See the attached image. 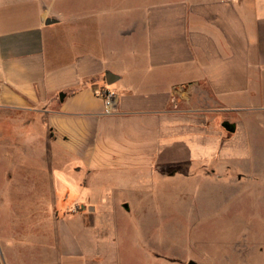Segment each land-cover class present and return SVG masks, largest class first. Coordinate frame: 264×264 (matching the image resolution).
<instances>
[{
    "label": "crops",
    "instance_id": "1",
    "mask_svg": "<svg viewBox=\"0 0 264 264\" xmlns=\"http://www.w3.org/2000/svg\"><path fill=\"white\" fill-rule=\"evenodd\" d=\"M3 138L22 158L0 165L1 184L24 203L0 193V264H124L122 213L104 203L142 175L230 161L256 176L264 0H0ZM66 187L86 209L62 213Z\"/></svg>",
    "mask_w": 264,
    "mask_h": 264
},
{
    "label": "rangeland",
    "instance_id": "2",
    "mask_svg": "<svg viewBox=\"0 0 264 264\" xmlns=\"http://www.w3.org/2000/svg\"><path fill=\"white\" fill-rule=\"evenodd\" d=\"M219 130L228 135L222 127ZM12 146L11 138L0 140L2 167L22 158L19 146L16 155L6 153ZM257 148L260 151L252 159L259 167L256 176L237 177L241 163L230 161H217L214 170L202 165L189 169L185 164L175 168L173 179L156 172L142 175L141 180L148 183L104 203L122 213L118 241L124 264H187L190 260L198 264H264V145ZM3 168L0 193L21 205L24 201L18 200L13 188L7 191L1 184ZM68 188H63L68 201L57 197L68 205L62 213L75 207L86 209L84 190L77 197L80 189ZM99 191L106 192L101 186ZM122 204L129 205L128 212L119 207ZM3 205L0 203V220L7 214ZM147 220L153 228L148 234L143 224ZM147 259L151 262L146 263Z\"/></svg>",
    "mask_w": 264,
    "mask_h": 264
},
{
    "label": "built area",
    "instance_id": "3",
    "mask_svg": "<svg viewBox=\"0 0 264 264\" xmlns=\"http://www.w3.org/2000/svg\"><path fill=\"white\" fill-rule=\"evenodd\" d=\"M96 94L104 102L105 113H110L115 109V95L108 90H97ZM78 209L75 207L69 213H75Z\"/></svg>",
    "mask_w": 264,
    "mask_h": 264
},
{
    "label": "water",
    "instance_id": "4",
    "mask_svg": "<svg viewBox=\"0 0 264 264\" xmlns=\"http://www.w3.org/2000/svg\"><path fill=\"white\" fill-rule=\"evenodd\" d=\"M54 21H50V23H53ZM110 77H111V75H109V74H107V75H105V80H106V83L107 84H111L112 82H113V80H111L110 79ZM63 94H60L59 95V97L60 98H63ZM222 127L226 130V131H228V132H234V127H233V125H231V124H229V123H224L223 125H222ZM187 264H198V263H196L195 261H192V260H190V261H188V263Z\"/></svg>",
    "mask_w": 264,
    "mask_h": 264
}]
</instances>
